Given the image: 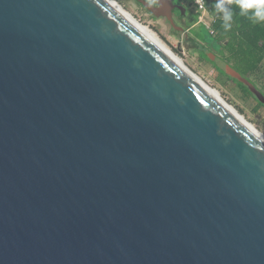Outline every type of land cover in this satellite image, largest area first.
I'll return each instance as SVG.
<instances>
[{
    "label": "water",
    "instance_id": "1",
    "mask_svg": "<svg viewBox=\"0 0 264 264\" xmlns=\"http://www.w3.org/2000/svg\"><path fill=\"white\" fill-rule=\"evenodd\" d=\"M0 264H264V144L105 0H0Z\"/></svg>",
    "mask_w": 264,
    "mask_h": 264
},
{
    "label": "trees",
    "instance_id": "2",
    "mask_svg": "<svg viewBox=\"0 0 264 264\" xmlns=\"http://www.w3.org/2000/svg\"><path fill=\"white\" fill-rule=\"evenodd\" d=\"M183 1L179 0V4H183ZM204 1L208 15L212 18L211 25L208 27L203 24L200 29H195L187 40L197 45L196 48L201 51L202 57L211 62L220 74L237 84L245 97H253L257 101L258 107L264 108V103L259 100L247 85L227 75L215 60L211 59L212 56L226 62L241 77L248 80L254 87H257L252 77L264 78V23H253L249 19L251 13L241 15L237 0H231L230 6L233 11L232 27L229 30H225L221 14L214 8L215 0ZM137 3L153 15L142 4ZM201 15V12L198 11L194 20L199 21ZM153 17L155 16L153 15ZM174 33L178 34L176 31ZM260 92L264 95V84Z\"/></svg>",
    "mask_w": 264,
    "mask_h": 264
},
{
    "label": "rangeland",
    "instance_id": "3",
    "mask_svg": "<svg viewBox=\"0 0 264 264\" xmlns=\"http://www.w3.org/2000/svg\"><path fill=\"white\" fill-rule=\"evenodd\" d=\"M116 1L179 56L190 71L198 75L213 89L217 90L224 100L239 111L258 130L264 133V108L258 107L257 101L253 97H245L237 84L225 78L211 62L202 57L201 51L196 48L197 45L187 40L194 31H184L183 33L175 34L172 25L166 19L153 17L135 0ZM202 22L205 26L209 27L212 19L209 15H206ZM193 23L194 21L188 22L186 28H189ZM178 25L182 27L181 23ZM252 78L258 87L254 88L261 91L264 78Z\"/></svg>",
    "mask_w": 264,
    "mask_h": 264
},
{
    "label": "bare ground",
    "instance_id": "4",
    "mask_svg": "<svg viewBox=\"0 0 264 264\" xmlns=\"http://www.w3.org/2000/svg\"><path fill=\"white\" fill-rule=\"evenodd\" d=\"M106 3L111 5L126 21H128L141 35L151 43L157 50H159L164 56L170 59L174 64L180 67L190 78H192L197 85L206 91L216 102L222 105L228 112H230L238 122L244 125L248 130L255 134V136L264 144V133L258 130L251 122H249L239 111H237L232 105H230L220 93L209 86L198 75L190 71L185 66L183 61L177 56L171 49H169L152 31L142 25L136 20L118 1L105 0Z\"/></svg>",
    "mask_w": 264,
    "mask_h": 264
},
{
    "label": "clouds",
    "instance_id": "5",
    "mask_svg": "<svg viewBox=\"0 0 264 264\" xmlns=\"http://www.w3.org/2000/svg\"><path fill=\"white\" fill-rule=\"evenodd\" d=\"M231 0H215L214 8L221 14L225 30L232 27L233 11ZM241 15L251 13L249 19L253 23H264V0H237Z\"/></svg>",
    "mask_w": 264,
    "mask_h": 264
},
{
    "label": "flooded vegetation",
    "instance_id": "6",
    "mask_svg": "<svg viewBox=\"0 0 264 264\" xmlns=\"http://www.w3.org/2000/svg\"><path fill=\"white\" fill-rule=\"evenodd\" d=\"M145 1L154 6H157V2L155 0H145ZM173 2L174 4H176V6H178V8L176 7L173 10V17L178 24L181 23L182 27L184 26L183 27L184 31L193 32L195 29H200L203 26L204 23L202 21L194 20L195 16L198 14V10L192 0H184L183 4H179V0H173ZM181 7L185 9V12H183L180 9ZM191 21H194V23L189 28H186L188 22H191Z\"/></svg>",
    "mask_w": 264,
    "mask_h": 264
},
{
    "label": "built area",
    "instance_id": "7",
    "mask_svg": "<svg viewBox=\"0 0 264 264\" xmlns=\"http://www.w3.org/2000/svg\"><path fill=\"white\" fill-rule=\"evenodd\" d=\"M199 12H201L202 16L200 17V21H203V18L208 15L206 4L204 0H193Z\"/></svg>",
    "mask_w": 264,
    "mask_h": 264
},
{
    "label": "crops",
    "instance_id": "8",
    "mask_svg": "<svg viewBox=\"0 0 264 264\" xmlns=\"http://www.w3.org/2000/svg\"><path fill=\"white\" fill-rule=\"evenodd\" d=\"M198 10V9H197ZM202 16V15H201Z\"/></svg>",
    "mask_w": 264,
    "mask_h": 264
}]
</instances>
